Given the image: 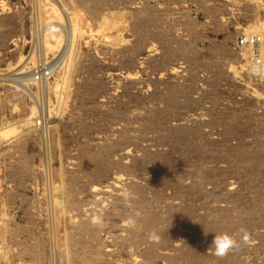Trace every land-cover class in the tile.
<instances>
[{
	"label": "rangeland",
	"instance_id": "1",
	"mask_svg": "<svg viewBox=\"0 0 264 264\" xmlns=\"http://www.w3.org/2000/svg\"><path fill=\"white\" fill-rule=\"evenodd\" d=\"M0 264H264V0H0Z\"/></svg>",
	"mask_w": 264,
	"mask_h": 264
},
{
	"label": "clouds",
	"instance_id": "2",
	"mask_svg": "<svg viewBox=\"0 0 264 264\" xmlns=\"http://www.w3.org/2000/svg\"><path fill=\"white\" fill-rule=\"evenodd\" d=\"M242 231H244L242 242L244 244H248L250 241V235L247 233L246 230H242ZM153 239L158 240V237H153ZM239 247H240L239 241H237L233 236L229 235L228 233H223L214 236L212 241V246L210 248H214L213 254L217 258L223 259L227 257L234 250L239 249Z\"/></svg>",
	"mask_w": 264,
	"mask_h": 264
},
{
	"label": "built area",
	"instance_id": "3",
	"mask_svg": "<svg viewBox=\"0 0 264 264\" xmlns=\"http://www.w3.org/2000/svg\"><path fill=\"white\" fill-rule=\"evenodd\" d=\"M257 39V38H256ZM255 36H253V35H246V36H244V38L241 40V45H248V44H253L254 42H255ZM258 59V58H257ZM250 67H251V65H250ZM250 70H252L251 68H250Z\"/></svg>",
	"mask_w": 264,
	"mask_h": 264
},
{
	"label": "bare ground",
	"instance_id": "4",
	"mask_svg": "<svg viewBox=\"0 0 264 264\" xmlns=\"http://www.w3.org/2000/svg\"><path fill=\"white\" fill-rule=\"evenodd\" d=\"M255 44H257V42H256V40H255V42L253 43V44H248V45H253V46H255ZM259 61H256V64L258 63L259 65H260V58L258 59ZM253 71H254V69H253ZM40 77H42V74L40 73Z\"/></svg>",
	"mask_w": 264,
	"mask_h": 264
}]
</instances>
